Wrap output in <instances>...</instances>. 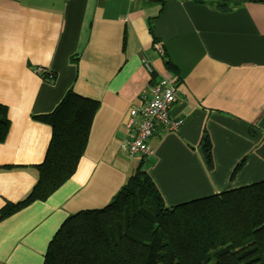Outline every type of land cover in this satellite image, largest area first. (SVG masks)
Segmentation results:
<instances>
[{"label":"crops","instance_id":"obj_1","mask_svg":"<svg viewBox=\"0 0 264 264\" xmlns=\"http://www.w3.org/2000/svg\"><path fill=\"white\" fill-rule=\"evenodd\" d=\"M162 75L184 123L130 156L131 102ZM70 89L99 103L85 153L47 201L0 222V264H43L62 222L107 205L140 166L168 207L264 180V0H0V210L36 183L52 137L38 117Z\"/></svg>","mask_w":264,"mask_h":264},{"label":"trees","instance_id":"obj_2","mask_svg":"<svg viewBox=\"0 0 264 264\" xmlns=\"http://www.w3.org/2000/svg\"><path fill=\"white\" fill-rule=\"evenodd\" d=\"M98 107L70 89L52 113L38 117L52 127L45 159L35 166L29 193L0 210V222L47 201L70 180ZM10 127L8 107L0 103V142ZM204 150L213 165L210 141ZM43 264H264V180L168 207L140 166L106 206L62 222Z\"/></svg>","mask_w":264,"mask_h":264},{"label":"built area","instance_id":"obj_3","mask_svg":"<svg viewBox=\"0 0 264 264\" xmlns=\"http://www.w3.org/2000/svg\"><path fill=\"white\" fill-rule=\"evenodd\" d=\"M163 53V49L156 45ZM146 68L152 72L150 60H143ZM178 84L174 77L160 76L153 82L149 90H144L131 102L129 118L126 125L132 130L130 137L121 142V147L130 156H150L152 148L150 137L160 127L165 130H177L184 119L172 115V108L178 97Z\"/></svg>","mask_w":264,"mask_h":264},{"label":"rangeland","instance_id":"obj_4","mask_svg":"<svg viewBox=\"0 0 264 264\" xmlns=\"http://www.w3.org/2000/svg\"><path fill=\"white\" fill-rule=\"evenodd\" d=\"M106 206V205H105ZM104 207V206H103ZM103 207H101V208H103Z\"/></svg>","mask_w":264,"mask_h":264}]
</instances>
